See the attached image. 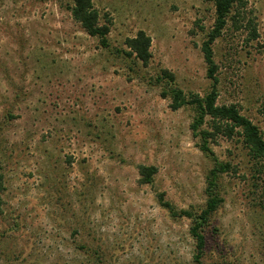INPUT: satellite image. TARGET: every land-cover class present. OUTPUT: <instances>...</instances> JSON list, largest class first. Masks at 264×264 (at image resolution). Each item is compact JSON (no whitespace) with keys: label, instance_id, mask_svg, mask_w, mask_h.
Returning <instances> with one entry per match:
<instances>
[{"label":"rangeland","instance_id":"1","mask_svg":"<svg viewBox=\"0 0 264 264\" xmlns=\"http://www.w3.org/2000/svg\"><path fill=\"white\" fill-rule=\"evenodd\" d=\"M93 3L108 48L74 19L73 0H0V264H196L192 219L172 217L159 195L200 211L215 159L233 170L220 178L203 262L264 264V158L239 134L205 154L195 109L173 110L157 80L167 69L186 94L211 92L202 45L214 4ZM245 13L259 37L229 28L215 42L217 103L264 131V0ZM140 31L152 39L148 67L125 53ZM141 166L158 169L152 183L140 182Z\"/></svg>","mask_w":264,"mask_h":264},{"label":"trees","instance_id":"2","mask_svg":"<svg viewBox=\"0 0 264 264\" xmlns=\"http://www.w3.org/2000/svg\"><path fill=\"white\" fill-rule=\"evenodd\" d=\"M213 3L215 7V21L212 29L207 33V38L203 42L202 52L205 62L208 66V77L214 81L213 88L205 97L196 94H186L182 89L176 86V75L162 69L158 75L159 82L165 81L170 90L163 93V97L171 98V108L179 110L184 106H192L195 109L196 116L192 125L195 137L200 138L201 150L214 156L211 149V143L216 141L220 136L232 138L236 134L241 135L244 144L249 150L250 156L260 161L264 158V131L252 120L244 116L237 105H219L217 103L219 93L218 84V65L214 57V44L223 35L224 31L229 28L240 30L244 27L249 29L250 39L255 40L259 37L256 25L252 20H247L245 10L250 0H203ZM71 8L74 19L81 23L84 30L92 37H97L103 47L108 48V35L110 34L109 24L101 23L99 11L95 8L93 0H73ZM247 23L246 25H244ZM129 51L125 52L128 57H134L148 67L153 59L152 39L144 31L138 32L133 38H128L125 42ZM264 115V105L262 109ZM210 126V130L205 126ZM240 129L241 132H238ZM216 166L211 170L207 178L206 193L208 196L207 203L200 211H179L176 207L166 200L165 194L159 195L161 205L166 208L172 217H187L192 219L191 235L196 241V254L194 260L196 264H204V258L207 248L206 231L211 224L215 213L224 203L221 196L220 178L229 171L233 170L230 164H223L215 159ZM141 183L150 184L153 177L157 174L158 169L155 166H141ZM4 175L0 174V214L3 211V194L5 192Z\"/></svg>","mask_w":264,"mask_h":264}]
</instances>
